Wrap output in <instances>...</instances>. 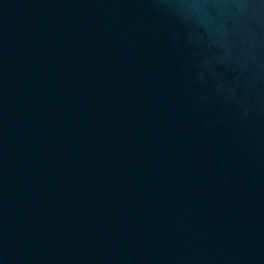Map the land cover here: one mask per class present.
Wrapping results in <instances>:
<instances>
[{"label": "water", "instance_id": "water-1", "mask_svg": "<svg viewBox=\"0 0 264 264\" xmlns=\"http://www.w3.org/2000/svg\"><path fill=\"white\" fill-rule=\"evenodd\" d=\"M0 264H264V0H0Z\"/></svg>", "mask_w": 264, "mask_h": 264}]
</instances>
